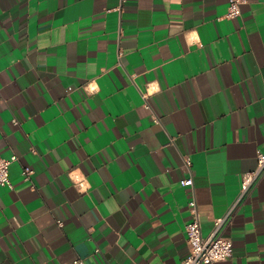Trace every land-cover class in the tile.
Masks as SVG:
<instances>
[{"label":"crops","instance_id":"1","mask_svg":"<svg viewBox=\"0 0 264 264\" xmlns=\"http://www.w3.org/2000/svg\"><path fill=\"white\" fill-rule=\"evenodd\" d=\"M228 7L0 0V264H182L191 199L213 230L264 151V0ZM221 232L206 264H264V173Z\"/></svg>","mask_w":264,"mask_h":264},{"label":"built area","instance_id":"2","mask_svg":"<svg viewBox=\"0 0 264 264\" xmlns=\"http://www.w3.org/2000/svg\"><path fill=\"white\" fill-rule=\"evenodd\" d=\"M247 0H229L227 16L235 17L241 12V4ZM145 96L147 93L144 94ZM17 159V155L5 157L0 154V185L12 187L10 180V165ZM30 167L23 170L24 176L28 179L32 173ZM264 173V151L257 155V166L254 170L244 172L241 178V190L234 205H232L224 217L218 218L213 230L206 236L201 233L200 223L197 214L196 200L191 199L189 205L193 218L185 225L186 237L190 246L189 254L183 259L182 264H206L225 260L233 255L234 245L229 236L221 232L223 222L232 214L234 207L249 195L254 188L258 178ZM74 184L80 190H86L88 185L85 177L79 173L72 174ZM182 185H192L193 178L181 179ZM59 224H62L59 221ZM75 264H86L83 259H75Z\"/></svg>","mask_w":264,"mask_h":264}]
</instances>
